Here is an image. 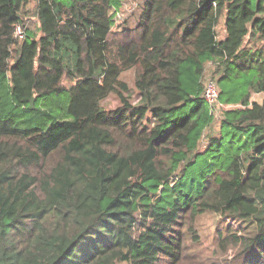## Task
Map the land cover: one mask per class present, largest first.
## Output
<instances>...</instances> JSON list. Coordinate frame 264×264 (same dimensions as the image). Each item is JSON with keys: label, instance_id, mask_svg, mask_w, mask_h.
I'll list each match as a JSON object with an SVG mask.
<instances>
[{"label": "trees", "instance_id": "trees-1", "mask_svg": "<svg viewBox=\"0 0 264 264\" xmlns=\"http://www.w3.org/2000/svg\"><path fill=\"white\" fill-rule=\"evenodd\" d=\"M124 1L0 0V264H179L181 219L207 211L240 223L218 229L234 264H264V50L245 45L264 0H145L114 45ZM210 62L232 107L201 149Z\"/></svg>", "mask_w": 264, "mask_h": 264}, {"label": "rangeland", "instance_id": "rangeland-1", "mask_svg": "<svg viewBox=\"0 0 264 264\" xmlns=\"http://www.w3.org/2000/svg\"><path fill=\"white\" fill-rule=\"evenodd\" d=\"M145 3V0H125L121 8L116 12L115 15V25L112 29V34L110 41L117 45L120 42H125L128 40V37H134L136 33L135 27L138 24L140 14L142 12V7ZM34 4L30 3L26 7L29 10V14H24V17L28 18L27 25L33 28L38 27V21L36 16L32 14L34 11ZM223 20L218 27L219 37L224 36V26ZM127 37V38H125ZM245 45L252 47L254 50L261 48L264 50V39L258 38L257 40H252V38H247ZM215 64L210 62L206 66V71L203 81L208 77L217 78L214 76ZM136 70L129 69L123 72L122 79H124L130 87V100L132 103H137L140 100V95L135 88ZM263 99V94L253 93L251 96L252 101L261 102ZM102 105L107 110H114L120 105V100L116 94H112L103 100ZM240 106V105H233ZM232 107V105H226L220 103L219 106L215 107V123L213 127L206 130V136L204 141H202L200 147L204 148L208 135L210 132L214 133L217 131L222 112ZM234 225L236 228L240 227V223L233 221L228 218H224L218 213L207 211L201 215L193 217L187 215L181 219V224L179 229L183 230L185 233V244L183 257L179 264H234L235 255L238 248L229 246L227 250H224L220 247L219 238H218V229L224 228L226 223ZM194 230L200 237V242H194L192 240V234L189 230ZM196 248L192 250L194 247Z\"/></svg>", "mask_w": 264, "mask_h": 264}, {"label": "built area", "instance_id": "built-area-1", "mask_svg": "<svg viewBox=\"0 0 264 264\" xmlns=\"http://www.w3.org/2000/svg\"><path fill=\"white\" fill-rule=\"evenodd\" d=\"M16 36L19 39L24 38V29L21 27V25H18L16 27ZM203 93L202 96L205 99V101L210 105L211 110L213 113H215V107L220 105L219 102V94H220V88L213 77H208L205 81H203ZM221 117V116H220Z\"/></svg>", "mask_w": 264, "mask_h": 264}]
</instances>
